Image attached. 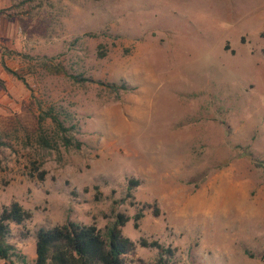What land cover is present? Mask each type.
Segmentation results:
<instances>
[{"label": "rangeland", "instance_id": "obj_1", "mask_svg": "<svg viewBox=\"0 0 264 264\" xmlns=\"http://www.w3.org/2000/svg\"><path fill=\"white\" fill-rule=\"evenodd\" d=\"M263 26L264 0H0V208L31 212L0 264L117 213L130 264L154 262L139 238L170 264H264Z\"/></svg>", "mask_w": 264, "mask_h": 264}, {"label": "trees", "instance_id": "obj_2", "mask_svg": "<svg viewBox=\"0 0 264 264\" xmlns=\"http://www.w3.org/2000/svg\"><path fill=\"white\" fill-rule=\"evenodd\" d=\"M264 39V26L260 32ZM7 73L13 72L4 67ZM111 91H129L130 87L125 81L110 82L106 84ZM43 116L39 117V120ZM53 122L57 123L54 116ZM59 127L63 131L67 128ZM70 136H61V143L64 146L71 144ZM47 145V144H46ZM79 142L75 140L77 147ZM138 181L129 179L127 183L126 196L130 197V188L137 185ZM141 216L137 211L133 215V226L136 227V220ZM31 217V212L24 209L16 201H11L8 206L0 208V259H7L12 254L13 246L5 241L9 232V223L20 224ZM127 220L126 216L117 213L112 225L109 227L107 238H103L98 228L93 224H81L75 221L66 220L59 225L51 227H38L34 237V259L33 264H130L125 260V255L132 252L134 243L123 236L119 226ZM137 243L141 247H153L156 249V256L152 264L172 263L174 249L170 246H163L157 240H145L139 238ZM21 261L23 257L21 256ZM138 264H144L139 262Z\"/></svg>", "mask_w": 264, "mask_h": 264}]
</instances>
